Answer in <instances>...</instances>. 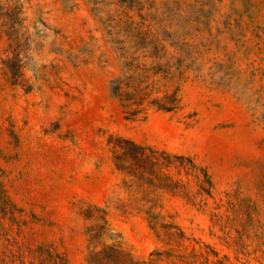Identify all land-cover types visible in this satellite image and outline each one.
<instances>
[{
  "label": "rangeland",
  "instance_id": "374dc122",
  "mask_svg": "<svg viewBox=\"0 0 264 264\" xmlns=\"http://www.w3.org/2000/svg\"><path fill=\"white\" fill-rule=\"evenodd\" d=\"M216 259L264 264V0H0V264Z\"/></svg>",
  "mask_w": 264,
  "mask_h": 264
},
{
  "label": "trees",
  "instance_id": "16d2710c",
  "mask_svg": "<svg viewBox=\"0 0 264 264\" xmlns=\"http://www.w3.org/2000/svg\"><path fill=\"white\" fill-rule=\"evenodd\" d=\"M118 89V88H117ZM119 90V89H118ZM135 105L139 106L137 103H135ZM139 157L143 160V161H148L149 156L146 155L145 150L144 149H140L139 151ZM148 216V218H150L151 220H156L155 218H157V216H155L154 214L151 213H147L146 214ZM214 264H224V259H216L214 262Z\"/></svg>",
  "mask_w": 264,
  "mask_h": 264
}]
</instances>
